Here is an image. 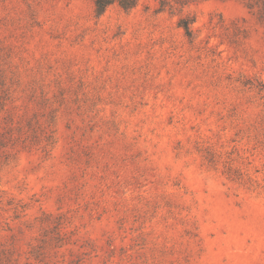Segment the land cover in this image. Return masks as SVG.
<instances>
[{"label": "rangeland", "instance_id": "obj_1", "mask_svg": "<svg viewBox=\"0 0 264 264\" xmlns=\"http://www.w3.org/2000/svg\"><path fill=\"white\" fill-rule=\"evenodd\" d=\"M0 264H264V0H0Z\"/></svg>", "mask_w": 264, "mask_h": 264}, {"label": "trees", "instance_id": "obj_2", "mask_svg": "<svg viewBox=\"0 0 264 264\" xmlns=\"http://www.w3.org/2000/svg\"><path fill=\"white\" fill-rule=\"evenodd\" d=\"M93 1L95 6V12L97 15H100L105 11V9L108 6L114 3L118 4L123 9H130L136 5L138 0H93ZM179 22L180 25L186 28V23H183L181 19Z\"/></svg>", "mask_w": 264, "mask_h": 264}]
</instances>
